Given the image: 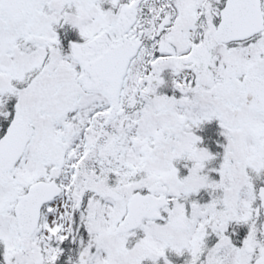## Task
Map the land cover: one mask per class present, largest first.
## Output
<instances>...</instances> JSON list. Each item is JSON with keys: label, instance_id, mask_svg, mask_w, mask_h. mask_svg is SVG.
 I'll return each instance as SVG.
<instances>
[{"label": "snow or ice", "instance_id": "1", "mask_svg": "<svg viewBox=\"0 0 264 264\" xmlns=\"http://www.w3.org/2000/svg\"><path fill=\"white\" fill-rule=\"evenodd\" d=\"M0 264H264V0H0Z\"/></svg>", "mask_w": 264, "mask_h": 264}]
</instances>
